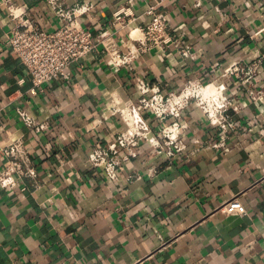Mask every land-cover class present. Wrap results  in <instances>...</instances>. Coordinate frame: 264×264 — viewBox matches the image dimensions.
<instances>
[{"label": "crops", "instance_id": "crops-1", "mask_svg": "<svg viewBox=\"0 0 264 264\" xmlns=\"http://www.w3.org/2000/svg\"><path fill=\"white\" fill-rule=\"evenodd\" d=\"M61 1L94 4L84 25L97 42L113 34L118 48L134 54L133 69L110 65L98 42L68 77L35 93L8 44L14 23L6 3L47 30L60 21L47 0H0V170L9 163L4 145L21 138L37 172L12 188L0 184V264H264V98L255 102L228 72L237 60L257 63L254 88L264 89V0H132L126 26L115 13L129 0ZM151 5L168 18L170 35L192 47V57L174 44L140 53L130 31L150 21ZM140 79L166 92L197 80L224 87L238 106L228 111L236 128L227 147L209 144L222 140L221 130L191 104L180 118L189 156L169 159L142 141L120 180H109L88 152L127 129L111 106L137 102ZM22 109L48 128L27 126ZM146 117L158 132L161 122ZM233 197L247 214L222 209Z\"/></svg>", "mask_w": 264, "mask_h": 264}, {"label": "built area", "instance_id": "built-area-1", "mask_svg": "<svg viewBox=\"0 0 264 264\" xmlns=\"http://www.w3.org/2000/svg\"><path fill=\"white\" fill-rule=\"evenodd\" d=\"M47 3L60 21V25L53 30L41 27L14 3H6L9 17L14 23L8 44L26 66L33 83L32 91L36 93L45 83L68 77L71 65L87 58L97 48L98 42L103 44L110 65L133 69L134 54L118 48L113 34L105 35L97 42L92 30L84 25L85 16L91 15L96 8L94 4L78 2L68 7L61 0H47ZM129 4L115 13V20L124 26L131 23L133 1L129 0ZM148 14L150 21L144 27L130 31V37L141 43L140 53L154 47L165 51L174 44L183 57L190 58L194 55L190 45L170 35V22L155 5L149 7ZM126 17L130 19L126 20ZM135 31H142L143 37L134 35ZM258 69L257 63L246 64L237 60L228 70L240 80L255 102L264 98V89L254 88L253 80ZM206 88L212 89L205 91ZM191 104L200 107L209 122L221 130L222 140L209 144L226 148L228 132L236 128L228 111L238 110V106L227 96L224 87L197 80L190 81L180 92H166L140 79V96L137 102L113 101L111 106V113L119 116L127 129L107 135L105 142L93 146L88 152L90 164L100 168L109 180L116 182L120 180L125 164L138 156L142 141L151 145L154 153L164 154L169 159L179 155L189 156L192 145L182 134L184 126L180 118L182 111ZM19 114L27 126L37 131L48 128L47 122L38 121L25 109L19 110ZM146 115L161 122L158 132L152 130ZM193 143L199 147L204 145L199 139H195ZM3 151L9 163L0 170L1 185L12 188L22 179L36 176V169L31 164L26 144L21 138L10 140L4 145ZM134 177L136 175H130L128 180L131 181ZM140 177L137 175V178ZM222 209L227 214H247L245 204L238 197L227 201Z\"/></svg>", "mask_w": 264, "mask_h": 264}, {"label": "bare ground", "instance_id": "bare-ground-1", "mask_svg": "<svg viewBox=\"0 0 264 264\" xmlns=\"http://www.w3.org/2000/svg\"><path fill=\"white\" fill-rule=\"evenodd\" d=\"M209 89H212V88H206V90H205V91H208Z\"/></svg>", "mask_w": 264, "mask_h": 264}]
</instances>
